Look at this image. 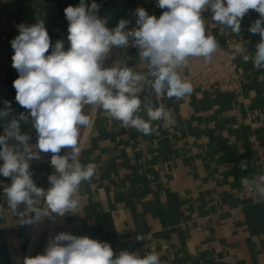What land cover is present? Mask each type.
<instances>
[{"label":"crops","instance_id":"1","mask_svg":"<svg viewBox=\"0 0 264 264\" xmlns=\"http://www.w3.org/2000/svg\"><path fill=\"white\" fill-rule=\"evenodd\" d=\"M147 1L96 0L101 6L98 14L109 28L120 19L131 20ZM78 4L79 0H0V108L7 100L14 113L26 111L15 101L12 86L19 75L12 67L11 46L19 34L17 26L43 19L51 44L63 40L67 48L64 9ZM163 11L155 4L149 14L159 17ZM211 16L210 9L202 11L206 35L214 36L218 45L230 40L232 51L237 44L243 49L236 57L240 81L179 99L156 96L145 84L139 94L140 115L147 120V105H163L176 121L169 127L153 121L158 131L151 135L123 127L98 107L92 109L79 160L94 163L96 173L82 183L79 194L84 198L76 213L52 222L45 246L51 236L68 232L108 242L116 254L156 253L161 264H264V198L258 193L264 186V68L243 60L261 39L248 31L259 14L249 10L239 35ZM113 66L147 74V62L131 44L120 49ZM21 130L35 144L31 124L22 122ZM50 155L31 162L34 182L44 189L54 172ZM242 180L253 190L246 191ZM10 183L0 176V264H24L25 257L33 255L44 219L34 226L22 224L21 217L30 213L22 205L16 213L8 208L3 190ZM37 206L45 205L41 200Z\"/></svg>","mask_w":264,"mask_h":264},{"label":"clouds","instance_id":"2","mask_svg":"<svg viewBox=\"0 0 264 264\" xmlns=\"http://www.w3.org/2000/svg\"><path fill=\"white\" fill-rule=\"evenodd\" d=\"M156 6L164 10L159 17L138 7L133 12L134 27H129L130 19H120L109 28L107 19L98 14L101 6L96 0L90 4L79 0L78 5L64 9L67 48L63 40L51 44L43 19L17 26L19 34L11 46L12 67L19 75L12 86L15 101L26 111L14 113L7 100L0 108V176L11 181L3 190L8 208L16 213L22 205L30 213L21 217L22 224L34 226L43 219L54 223L57 217L75 214L80 206L84 198L80 187L96 173L94 163L85 165L79 160L80 140L90 123L86 110L98 107L123 127L145 135L158 131L153 121H163L165 127L176 123L163 105H147L145 120L140 115L139 94L145 84L156 96L168 98H183L194 91L178 69L192 57L210 62L219 48L215 37L206 35L205 8L210 9L213 21L237 35L249 10L259 14L248 31L261 39L254 53L243 54V60L252 61L256 69L264 68V0H156ZM130 44L138 48L141 61L147 62V74L126 66L104 67L114 47ZM242 53V47L235 45L232 59ZM22 122L35 129V144L21 130ZM42 154H51L49 164L54 169L47 189L37 186L30 170L31 162L40 160ZM242 184L246 191L253 190L247 181ZM258 193L264 198V186ZM41 200L44 207L37 206ZM24 264H161V260L156 253L141 256L122 250L116 254L108 242L59 232L48 239L43 253L25 257Z\"/></svg>","mask_w":264,"mask_h":264},{"label":"built area","instance_id":"3","mask_svg":"<svg viewBox=\"0 0 264 264\" xmlns=\"http://www.w3.org/2000/svg\"><path fill=\"white\" fill-rule=\"evenodd\" d=\"M230 40L219 45L210 62L203 58H189L186 66L178 69L182 77L193 85L194 91L205 92L211 88L218 89L222 85L238 82L241 79L239 64L232 59Z\"/></svg>","mask_w":264,"mask_h":264},{"label":"water","instance_id":"4","mask_svg":"<svg viewBox=\"0 0 264 264\" xmlns=\"http://www.w3.org/2000/svg\"><path fill=\"white\" fill-rule=\"evenodd\" d=\"M155 4H156V0H148L143 5V8H145L149 12L155 6ZM131 21H132V24L129 25L130 28L135 26V16L131 19ZM119 51H120V48H115V47L110 51L109 57L106 58V60L104 62V67H111V65H112V63H113V61H114V59L117 56ZM90 113L91 112L86 110L85 114H89V116H90ZM84 131H85V129L83 130V134H84ZM82 137H83V135H82ZM80 142H81V140H80ZM51 224H52V221H50L48 219H44V222H43L42 228L40 230L37 242L35 244V248H34L32 256H35V255L43 252L45 242L47 240V237H48V234H49V231L51 228Z\"/></svg>","mask_w":264,"mask_h":264},{"label":"bare ground","instance_id":"5","mask_svg":"<svg viewBox=\"0 0 264 264\" xmlns=\"http://www.w3.org/2000/svg\"><path fill=\"white\" fill-rule=\"evenodd\" d=\"M86 131H87V129H86ZM86 131H84V133H86Z\"/></svg>","mask_w":264,"mask_h":264}]
</instances>
